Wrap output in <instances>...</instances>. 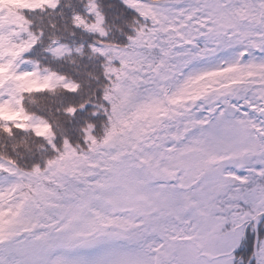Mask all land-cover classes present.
<instances>
[{
    "label": "snow or ice",
    "instance_id": "1",
    "mask_svg": "<svg viewBox=\"0 0 264 264\" xmlns=\"http://www.w3.org/2000/svg\"><path fill=\"white\" fill-rule=\"evenodd\" d=\"M0 264H264V0H0Z\"/></svg>",
    "mask_w": 264,
    "mask_h": 264
}]
</instances>
